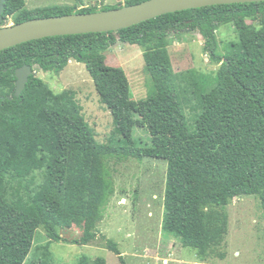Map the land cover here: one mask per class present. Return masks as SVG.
Wrapping results in <instances>:
<instances>
[{"label":"trees","instance_id":"obj_1","mask_svg":"<svg viewBox=\"0 0 264 264\" xmlns=\"http://www.w3.org/2000/svg\"><path fill=\"white\" fill-rule=\"evenodd\" d=\"M108 8L113 7L103 9ZM97 10L96 5L84 4L28 9L25 0H4L3 17L5 21L13 16L17 23ZM248 17L259 26L248 23ZM231 22L237 39L220 51L216 29ZM189 31L202 35L204 50L219 63L214 73L200 72L193 82V91L200 94L194 127L168 51L172 33ZM118 42L144 48L149 92L167 126L148 142L134 137L142 102H130L125 70L105 61V51ZM71 59L85 64L125 143L99 142L74 92H55L35 74V65L58 73ZM23 64H30L34 72L17 96L15 70ZM130 157L166 161L163 227L178 233L183 245L200 256L223 245L229 225L226 206L236 196L257 194L264 217V1L189 8L116 31L47 36L0 50V264H23L40 227L55 241L88 244L96 239L97 224L115 191L107 161ZM37 168H43L44 176L32 194L28 175ZM11 180L25 188L26 201L6 198L4 187ZM73 222H82V235L63 238L59 229ZM100 235L127 264L118 244ZM78 264H106V259L83 255Z\"/></svg>","mask_w":264,"mask_h":264},{"label":"rangeland","instance_id":"obj_2","mask_svg":"<svg viewBox=\"0 0 264 264\" xmlns=\"http://www.w3.org/2000/svg\"><path fill=\"white\" fill-rule=\"evenodd\" d=\"M26 8L33 9L46 5L82 4L114 7L125 0H25ZM13 16L5 23L13 22ZM246 21L259 26L251 17ZM14 23V22H13ZM234 23L220 25L216 29L219 50L237 39ZM144 48L137 44L118 42L105 51L109 65L122 67L128 77L130 102L141 104L139 123L134 137L148 142L157 131L167 129L158 101L151 98L150 76L145 69ZM169 56L184 109L191 127H194L200 111V94L195 93L194 80L198 73H214L219 63L212 61L204 50V38L197 31L174 32L169 37ZM35 74L42 78L55 92L64 89L74 92L81 112L101 143L122 144L125 139L115 125L111 110L101 101L93 79L85 64L71 59L61 72L44 71L35 65ZM108 171L113 179L115 191L104 208L103 219L97 224L98 236L88 244L55 241L40 227L36 230L32 248L23 264H78L81 256L88 258L103 256L106 264H122L118 255L110 250L100 234H105L118 244L127 264H264V217L260 198L257 194L239 195L226 206L229 215L228 233L222 246L215 252L200 256L197 250L184 246L182 237L163 227L164 192L167 163L163 159L136 158L107 161ZM43 168L35 169L28 175V192L32 194L43 181ZM17 181L4 187L6 198L16 202L26 201L25 188ZM59 233L69 240L79 238L83 233L82 222H73L60 228Z\"/></svg>","mask_w":264,"mask_h":264},{"label":"water","instance_id":"obj_3","mask_svg":"<svg viewBox=\"0 0 264 264\" xmlns=\"http://www.w3.org/2000/svg\"><path fill=\"white\" fill-rule=\"evenodd\" d=\"M256 1L264 0H143L92 12L33 17L21 22L4 25V0H0V50L47 36L116 31L155 18L161 14L189 8ZM32 73L33 68L30 64H23L16 68L15 94L17 96L24 90Z\"/></svg>","mask_w":264,"mask_h":264},{"label":"flooded vegetation","instance_id":"obj_4","mask_svg":"<svg viewBox=\"0 0 264 264\" xmlns=\"http://www.w3.org/2000/svg\"><path fill=\"white\" fill-rule=\"evenodd\" d=\"M14 22V21H13ZM13 22H11V23H5V21H4V25H9V24H12ZM33 72H34V69H33Z\"/></svg>","mask_w":264,"mask_h":264}]
</instances>
